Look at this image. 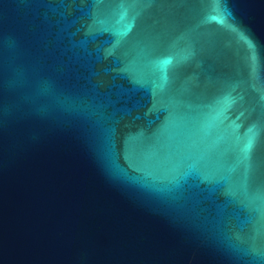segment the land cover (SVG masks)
Segmentation results:
<instances>
[{
    "label": "water",
    "instance_id": "95a60500",
    "mask_svg": "<svg viewBox=\"0 0 264 264\" xmlns=\"http://www.w3.org/2000/svg\"><path fill=\"white\" fill-rule=\"evenodd\" d=\"M0 264H264V0H0Z\"/></svg>",
    "mask_w": 264,
    "mask_h": 264
}]
</instances>
